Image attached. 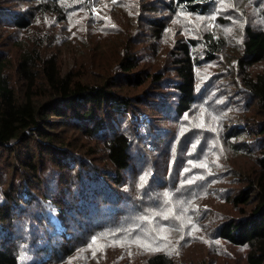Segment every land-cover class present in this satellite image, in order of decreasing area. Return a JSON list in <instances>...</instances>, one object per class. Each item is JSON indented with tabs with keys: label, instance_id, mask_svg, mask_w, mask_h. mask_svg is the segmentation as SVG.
<instances>
[{
	"label": "trees",
	"instance_id": "trees-1",
	"mask_svg": "<svg viewBox=\"0 0 264 264\" xmlns=\"http://www.w3.org/2000/svg\"><path fill=\"white\" fill-rule=\"evenodd\" d=\"M116 1L122 22L97 31L85 25L103 0H0V264L66 259L81 237L126 238V225L163 240L177 215L180 235L198 233L211 260L164 249L144 264H225L235 253L234 264H264V26L230 0L219 14L217 0ZM252 8L262 24L264 0ZM75 13L84 26L69 30ZM177 13L211 25L176 29ZM48 17L67 31L53 39ZM224 58L234 65L203 72ZM222 78L232 90H219ZM219 133L224 159L214 163L202 152Z\"/></svg>",
	"mask_w": 264,
	"mask_h": 264
},
{
	"label": "rangeland",
	"instance_id": "rangeland-1",
	"mask_svg": "<svg viewBox=\"0 0 264 264\" xmlns=\"http://www.w3.org/2000/svg\"><path fill=\"white\" fill-rule=\"evenodd\" d=\"M71 2V4H75L77 6H81L84 5L86 3V5H90V3H93L92 6L95 4L94 2H92V0H89L88 2H84L81 4V2L85 1V0H69ZM99 2L101 0H98ZM234 1V5L228 7L226 4H230L233 3ZM262 0H251V2L247 1L246 5L244 3L241 2H237L236 0H230V2L228 1V3H226V0H217L216 4L214 5V9L211 10V14L220 13V9L225 8V11H227V9H232L231 7H234V9L237 12V9L240 10V12H242V18L245 21H248L251 23V25L253 27H259V25L264 26V21L262 22V24L259 23V18H254V14L255 11L259 8H252V6L256 3V2H261ZM119 2L124 3L125 5L128 4L130 1L129 0H119ZM118 2V3H119ZM104 3V12L103 14H97L99 11L96 8V4L93 6L92 10L93 12H95L94 17H88V25L85 27L88 29H96L97 31H99V28L101 27H106V26H119L120 23L122 21H120V14H122L121 12H123L125 10L124 7H119L117 5V1L115 0V2H113V0H103ZM98 7V6H97ZM79 11V8L77 9ZM260 11V10H259ZM80 12V11H79ZM233 12V10H228V12H224L223 17L227 14ZM79 13H75L74 16L69 20L68 25H70L68 28L69 30L74 29V27L79 26V28H81L80 26H84V20L82 17L78 16ZM100 15V16H97ZM80 17V19H79ZM73 18H77V20L73 19ZM264 19V18H263ZM243 20V21H244ZM211 21L212 18L211 17H207V16H196V15H186L184 13H177L175 15L172 16V22L171 24L175 25V28L177 29V27H179L181 30L183 31H187L189 32L190 29L191 32H198L200 29H206L209 28V26L211 25ZM117 22V23H115ZM53 18L48 17L46 20H44V23H41V26L44 27V31L51 33V37L58 36L60 34H63L64 32L67 31L64 29H59L54 27L55 23H53ZM238 24H233L232 26H230L229 28L225 29L224 32V36L226 38V36H232L234 34H238ZM192 34V33H191ZM232 40V39H231ZM80 40H76L75 42L72 43L71 47L78 49L77 48V44L80 43ZM67 44H63L62 48H64ZM229 48L234 49V47L228 45ZM200 49V47H199ZM79 50V49H78ZM109 50L108 46H107V50L106 52ZM82 52V48L80 50ZM228 56H233L234 52L233 50H231L230 52H228L227 54ZM226 59L224 58V60L219 61L218 64L214 65H201L204 66L203 68V72L204 73H209L211 72V70L215 69L213 72L211 73H217L220 71L221 66H224V64H226ZM227 65H234V60H230V64L227 63ZM200 66V67H201ZM199 68V67H198ZM197 68V69H198ZM227 80V81H226ZM220 79L218 80L217 84H220V88L219 90H232L231 88V80L229 79ZM218 91V90H217ZM155 114L157 115H153L156 119V117H158V112L156 111ZM163 120V116L161 118V123ZM206 123L207 126L211 129H215L218 126V121L217 118L212 117L210 115L207 116L206 118ZM173 121L170 123L169 126V130L171 128H173ZM189 133H192V126L189 127ZM14 142V141H13ZM225 142L220 133L217 135H214V140H210L207 145H206V149L202 152V156L203 157H209V161H212L214 163L223 161L224 159V152H222V145L221 143ZM215 145V149L214 151L209 155V146L210 145ZM15 145V144H12ZM17 145V144H16ZM150 149V148H149ZM138 176H134V178L132 179L131 182L127 181L124 182V184L127 186H135L137 185V181L140 182ZM24 194V193H23ZM210 197L208 195H205L202 199L203 202L207 203L210 201ZM196 203V202H195ZM195 203L190 206V207H194ZM120 204L115 207L117 210L120 209ZM189 207V208H190ZM200 205L196 208L199 209ZM169 213H172L174 215L175 218V214L172 211H169ZM164 215H166V213H164ZM186 217H191L188 213L186 214ZM185 217V220H186ZM179 216L177 215V228L171 229L172 227L169 226H162V230H160V234L162 237H167V239L163 240H159V235L157 233V231L155 232H150L148 230H146L148 228V226H144L143 228H139V229H135L133 227H129V226H125V230H124V235L126 236V238L123 237H115V238H103V237H98L96 235L92 236L90 238V233L81 237L79 240H77V242L75 243V248L77 249L76 254H74L73 256L64 259L60 254L56 256V260H49L48 262H45L44 264H123V262L125 260H129L130 264H144V260L146 259V257L148 256V254L152 253V252H156L159 250H146L145 248L140 247L137 243H133V241H143L147 244L151 245L152 249H160V250H171V251H175L177 249H180L182 251H187L183 256L185 257V259L188 256H194L197 255L198 257L200 256V260H204V262L208 263L211 260V256L207 253V247H204L203 243H195V237L197 234H195L194 236H190V237H186L183 238V235H180L181 230L183 229L184 225H182V227L180 228L179 226ZM89 220L93 221L92 217L88 218ZM194 221V220H193ZM192 221V222H193ZM163 222V221H162ZM189 220L185 221V224L188 223ZM204 222H199L198 221V225L202 224ZM146 224H152L150 219L146 222ZM164 224V222H163ZM165 225V224H164ZM104 226H110V224H105ZM118 225L112 226L110 230L114 229L115 227H117ZM104 233V232H103ZM102 234V233H101ZM97 240L96 244H93V239ZM119 242V243H118ZM189 242L186 246V248L183 249V245ZM103 247H100V246ZM194 245V246H193ZM170 251V252H171ZM239 253H235L232 256H230V258H227V260L223 261L225 262V264L228 263L229 264H234L235 262L239 261ZM129 258V259H128ZM37 258L35 259V261H38ZM225 258H220V260H223Z\"/></svg>",
	"mask_w": 264,
	"mask_h": 264
},
{
	"label": "snow or ice",
	"instance_id": "snow-or-ice-1",
	"mask_svg": "<svg viewBox=\"0 0 264 264\" xmlns=\"http://www.w3.org/2000/svg\"><path fill=\"white\" fill-rule=\"evenodd\" d=\"M113 2H115V0H113ZM163 238L167 239V237H163ZM92 243L96 244L97 240L94 238ZM133 243H137L140 247L145 248L146 250H160V249H152L150 244H147L143 241H133ZM100 247H103V246L101 245Z\"/></svg>",
	"mask_w": 264,
	"mask_h": 264
}]
</instances>
